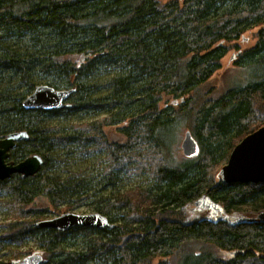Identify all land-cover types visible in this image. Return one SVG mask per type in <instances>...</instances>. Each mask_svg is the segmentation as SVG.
Returning <instances> with one entry per match:
<instances>
[{
    "label": "trees",
    "instance_id": "trees-1",
    "mask_svg": "<svg viewBox=\"0 0 264 264\" xmlns=\"http://www.w3.org/2000/svg\"><path fill=\"white\" fill-rule=\"evenodd\" d=\"M256 26L254 44L234 64L257 67L212 96L208 83L221 59ZM43 83L74 88L70 106L24 108L22 100ZM90 114L97 116L47 123ZM117 124L124 141L104 133ZM263 124L264 0H0V138L28 134L7 161L42 158L34 175L0 180L7 216L0 221V264H20L27 240L42 249L38 264H264V221L256 218L264 181L227 183L217 175L234 145ZM181 125L200 151L170 162L166 152ZM89 143L106 160L96 183L74 167ZM121 172L145 176V186L121 191ZM96 191L105 193L95 210L111 226L36 225L45 212L76 209ZM201 194L244 219L192 215ZM39 196L52 210L35 204Z\"/></svg>",
    "mask_w": 264,
    "mask_h": 264
},
{
    "label": "water",
    "instance_id": "water-1",
    "mask_svg": "<svg viewBox=\"0 0 264 264\" xmlns=\"http://www.w3.org/2000/svg\"><path fill=\"white\" fill-rule=\"evenodd\" d=\"M74 88L56 89L48 84H37L30 94L22 100V106L26 109H61L68 108L69 95ZM27 132L12 131L0 138V180L8 178L13 173L22 176L34 175L42 164L39 154L33 153L23 159L14 162L7 161L9 151L16 146V142L26 139ZM183 155L195 157L200 146L189 130L184 132L180 142ZM217 175L227 183L232 182H263L264 181V124L240 139L230 151L226 162L221 166ZM209 209L207 216L212 221L243 220L241 216L225 213L221 203L214 201L209 195L201 194L190 205L191 209ZM259 221H264V209L256 214ZM37 226L53 227L58 230H67L74 226L102 228L111 226L106 216L98 213H78L73 211L61 212V214L49 219H42L36 223ZM237 251H232L234 255ZM41 256L32 253L17 262L20 264H38Z\"/></svg>",
    "mask_w": 264,
    "mask_h": 264
},
{
    "label": "rangeland",
    "instance_id": "rangeland-1",
    "mask_svg": "<svg viewBox=\"0 0 264 264\" xmlns=\"http://www.w3.org/2000/svg\"><path fill=\"white\" fill-rule=\"evenodd\" d=\"M162 2L168 1V0H161ZM259 27H253L247 31H245L243 33V37H240L235 43H237L238 45L236 47L231 48L227 54L221 59V67L215 71L212 75V77L209 80L208 83V88L213 87L214 88V93L212 94V96H219L221 93H223L225 90L231 88L232 86H234L236 83L245 81L244 79V72L245 71H249L252 72L254 70V67H257L255 65H252L251 67L244 69V67H240L234 64V60L236 59V57L238 56V54L241 53L242 50L249 48L251 45L254 44L255 42V38L254 37V32L257 31ZM233 44V42H230V45ZM80 60L83 58V56H80ZM43 82V81H41ZM37 83H40V80H38ZM168 101H170L171 103L173 102V98L171 97H165ZM166 100L162 101L163 103ZM68 102V99H67ZM98 115H101L100 112L97 113ZM97 115H85L83 117H78V116H74V115H69L67 117H63V118H53V119H49L47 120L48 124H60V125H64V126H68L71 123H78V122H82V121H88L90 119H92L93 117H95ZM122 124H117V125H109V126H105L104 127V133L106 135L107 138H109L110 140H114V141H124L125 138L124 136L117 131V128L119 126H121ZM186 130V126L181 125L177 131V136L175 139H173L172 144H170L169 147V151L166 152V157L167 159H169L170 162H172L173 160H175L176 162H183V159L186 158L185 155H183L181 147H180V142L181 139L184 135V131ZM79 149V146H78ZM81 158L76 159V164L74 165V167H81L83 169H85V171L87 173H89V175H93L92 178H94L93 183H96L98 181V179L100 178L99 175L101 174V170L103 169V167L106 166V160L104 157V153L103 151H101L99 148H97V146L94 145H90L89 144H85L84 146H82V153L80 154ZM70 169L71 166H70ZM218 171V170H217ZM145 182H146V178L145 176H136L135 174L132 175H124L123 172H121V174H119V184L121 187V191H123L124 189L128 188V187H134L136 184H140L141 186H145ZM147 184V183H146ZM149 184V183H148ZM110 190V189H108ZM105 192L103 191H96V194L94 196H92L89 199V202L85 205H81L80 207L76 208V209H72L70 211L73 212H78V213H92V212H97L95 210V206H96V202H94V200H96L98 197L101 196V194H103ZM105 195V194H104ZM98 200V199H97ZM35 204L40 207L43 208L45 206H49V209L52 210V205L49 204L48 199L45 198L44 196H39L38 198L35 199ZM62 211L61 212H65L63 209L64 207H61ZM54 211V210H53ZM53 211H49V212H45L43 214L42 219H49L52 218L54 216H57L59 214H55ZM187 211V210H186ZM57 213V212H56ZM188 213L190 214V211H188ZM61 214V213H60ZM192 214V213H191ZM198 212H194L192 215L197 216ZM204 215L206 216L207 214L204 213ZM241 213L237 214L236 216H240ZM7 219L6 213L3 209V207H0V221ZM39 219V220H42ZM41 248L38 247L37 244H35L32 240H27L25 241L24 245L20 248L21 254L17 257V258H24L28 255H31L32 253L41 252ZM226 255H228V257H230L232 254L230 253H226ZM7 257V256H5Z\"/></svg>",
    "mask_w": 264,
    "mask_h": 264
},
{
    "label": "flooded vegetation",
    "instance_id": "flooded-vegetation-1",
    "mask_svg": "<svg viewBox=\"0 0 264 264\" xmlns=\"http://www.w3.org/2000/svg\"><path fill=\"white\" fill-rule=\"evenodd\" d=\"M191 210H192V211H191L192 213H194V212H198V213H199V212H203V213H206V214H207L206 217H207V216H210V215H209V209H207V208H204V209H202V210H198V209H191ZM229 214H230V213H229ZM207 218H208V217H207Z\"/></svg>",
    "mask_w": 264,
    "mask_h": 264
}]
</instances>
